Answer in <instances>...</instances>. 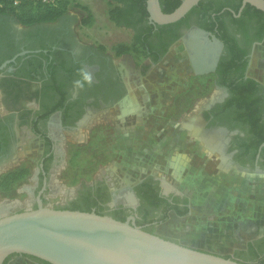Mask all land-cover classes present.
I'll use <instances>...</instances> for the list:
<instances>
[{"label":"flooded vegetation","instance_id":"obj_1","mask_svg":"<svg viewBox=\"0 0 264 264\" xmlns=\"http://www.w3.org/2000/svg\"><path fill=\"white\" fill-rule=\"evenodd\" d=\"M236 3L206 0L186 22L172 27H158L164 24L152 22L150 15L147 22L136 27L123 25L133 31L134 48L139 46L145 54L140 64L123 59L127 52H118L121 45L111 53L102 43L82 40L75 30L77 16L70 10L54 22L34 25H24L16 15L0 12V65L11 60L0 69V179L12 170L28 168L37 190L30 208L38 207L39 197L46 205L52 177L62 169L67 154L65 132L86 125L91 115L102 110L106 116L118 115L125 122L134 119L131 127H137L138 114L146 120L155 112L150 102L162 98L161 87L180 80L174 73L168 82L159 74L158 80L154 77L157 71L169 73L170 64L164 62L173 61L171 48L177 42L183 44L180 68L188 72L186 89L192 91L195 83L209 92L207 103L202 98L194 108L198 111L201 105L204 107L202 131L213 140L206 144L238 168L264 173V76L252 72L257 68L253 61L256 47L264 41V15L244 13L243 2L236 12ZM141 32L146 47L135 44ZM243 87L250 89L254 101L255 112L249 118L234 103ZM134 96L139 102L136 105ZM33 142L40 152L31 168L21 162L26 158L18 156L26 144ZM183 167L178 168L172 181L150 173L133 183L107 179L91 185L108 188L110 199L105 213L119 218L125 211L127 219L133 215L137 225L161 235L154 228L165 221L161 217L168 204L173 205L168 215L186 216L193 210L189 196L176 191L175 183L194 182L189 174L183 180L177 177L184 176ZM148 191L165 201L156 207L142 197ZM72 199L59 206H69ZM145 214L149 220L146 223L142 222ZM254 242L249 244L254 247ZM202 250L225 256L208 248ZM229 256L252 264L234 254Z\"/></svg>","mask_w":264,"mask_h":264},{"label":"rangeland","instance_id":"obj_2","mask_svg":"<svg viewBox=\"0 0 264 264\" xmlns=\"http://www.w3.org/2000/svg\"><path fill=\"white\" fill-rule=\"evenodd\" d=\"M114 5L112 0H70L69 10L77 16L75 30L82 40L102 43L111 53L119 45L129 46L130 50L123 59L140 64L145 54L139 46L134 48L133 31L110 19L109 10ZM89 15L92 18L85 22ZM182 49L181 42L174 44L171 48L173 61L164 62L170 64L169 73L162 70L154 75L157 80L159 74L168 82L174 73L180 80L161 87V100L150 102L155 112L137 127H131L134 119L125 122L118 115L106 116L102 110L101 114L91 115L86 125L65 132L67 154L62 169L59 168L52 177L53 191L47 193L46 205L61 207L59 205L74 197L71 203L78 196V187L83 189L93 182H105L110 178L113 183L118 180L133 183L154 173L172 181L178 168L184 166V176L177 177L183 180L189 174L194 182L175 183L176 191L189 196L193 210L186 216L172 212L154 229L164 237L188 245H200L201 249L223 253L222 248H232L235 251L231 254L259 264L261 257L255 255L249 243L254 239V247L264 249V236H260L264 232V188H239L240 168L229 162L219 150L207 145L213 140L207 139L210 135L198 125L202 123L204 107L201 105L198 111L194 108L202 98L207 103L209 92L207 87H198L195 83L192 91L186 89L188 72L180 68ZM253 61L257 68L252 72L255 70L264 76V41L256 47ZM152 89L149 87V91L153 92ZM187 125L192 129L186 128ZM39 149L36 142L28 143L18 159L26 158L21 162L32 168L38 162ZM162 157L164 161L156 163L159 165L155 167L154 159ZM256 178L264 184V174ZM243 183L249 184L250 180L243 179ZM34 184L35 177L29 173L13 183L8 192L0 189V205L10 203L15 204L12 207L30 208L36 198ZM245 226L246 233L241 235V228ZM236 245L243 247L235 248ZM19 256L14 254L7 264H26L18 261Z\"/></svg>","mask_w":264,"mask_h":264},{"label":"water","instance_id":"obj_3","mask_svg":"<svg viewBox=\"0 0 264 264\" xmlns=\"http://www.w3.org/2000/svg\"><path fill=\"white\" fill-rule=\"evenodd\" d=\"M201 0H182L165 12L160 0H147L150 20L170 24L185 17ZM264 11V0H243ZM11 60H7L3 69ZM11 212L0 205V264L11 254H28L52 264H247L191 247L143 229L135 216L119 220L96 210L47 206Z\"/></svg>","mask_w":264,"mask_h":264},{"label":"trees","instance_id":"obj_4","mask_svg":"<svg viewBox=\"0 0 264 264\" xmlns=\"http://www.w3.org/2000/svg\"><path fill=\"white\" fill-rule=\"evenodd\" d=\"M115 4L110 10H109V16L112 21H114L117 25L123 26L126 25L128 27H136L138 23H145L148 21V17L150 15L148 6H147V0H112ZM206 0H201L199 4L193 7V9L182 19L178 20L177 22L170 23V24H164V25H158V27L162 28L167 26H175L178 24H181L182 22H186L189 18V14L193 11H196L197 9L204 7V3ZM238 3H236L234 6V9L236 12L239 11L243 0H237ZM162 8L165 12H172L175 10L182 0H160ZM69 4L70 0H64L59 6L56 7H48V6H34L29 1H22L19 10L16 11L15 8L7 3L4 7H0V12L4 13H10L14 14L18 17L19 22H21L24 25H34L39 23H46V22H54L58 20L61 16H63L65 13L69 10ZM85 9H88L87 6H83ZM244 13H251L256 15H264V11L257 8L256 6L247 3L244 10ZM92 18L91 15H89L85 22H89ZM152 27V26H151ZM178 35H175L174 39H176ZM135 44H140L143 47H146V42L142 38V32L135 37ZM130 50V47L127 45H121L118 48V52L120 54L126 53ZM1 64V63H0ZM234 103H236V109L238 111H242L243 115L246 116V118L251 117L254 114V101L252 92L248 87H243L240 91V94L237 98V101L234 100ZM257 114V112H256ZM259 140V139H258ZM262 141V140H261ZM264 142V140H263ZM258 144H260V140L258 141ZM28 168H19L16 170H12L5 174L0 179V189L4 192H8L11 188V185L15 182H18L25 178L29 174ZM104 185H99L97 188H93V186L88 185L85 186V188L80 189L78 196L73 200L69 206L66 207H59V208H68V209H79L84 211H92L96 210L100 214H107L105 213L106 209V203L110 199V194L108 192V188H105ZM144 199H148V201L152 204H154L156 207L160 206V204L165 201L162 197H159L157 194H152V192L148 191L145 195H142ZM37 208V206L35 207ZM173 208L172 204H168V206L165 208L164 214L161 217L162 220L167 219L169 210ZM186 211V210H185ZM121 214V213H120ZM127 213L125 211L122 212L121 215H119V220L125 221L127 220L126 215ZM116 218V217H115ZM148 220V214H145L143 216L142 222H147ZM255 255L257 257H261V263L264 264V249L262 248H255L251 246V248ZM14 254H11L7 257L4 264H7L9 259ZM23 256L30 257L42 264H52L50 262L44 261L40 258L23 254ZM225 257H230L229 255H225Z\"/></svg>","mask_w":264,"mask_h":264},{"label":"crops","instance_id":"obj_5","mask_svg":"<svg viewBox=\"0 0 264 264\" xmlns=\"http://www.w3.org/2000/svg\"><path fill=\"white\" fill-rule=\"evenodd\" d=\"M134 86V85H133ZM133 101H134V103H135V105L137 104V103H139V102H137L138 101V99L136 98V96H134V98H133ZM139 116H138V118H137V123H135V125L136 124H138V123H140V122H142V121H144V119L142 118V115L141 114H138ZM199 126H201V127H199V129H201L202 128V125H201V123H199L198 124ZM186 128H191L192 129V127L191 126H189V125H187V126H185ZM190 129V130H191ZM188 131V130H187ZM164 161V158L162 157V158H158V159H154V165H155V167L157 166L158 167V165L159 164H156V163H159L160 161ZM150 166V165H149ZM154 167V166H153ZM239 172H240V176H239V178H240V181H239V188H264V184H263V181L261 182H259L258 181V179L256 178L258 175H262V174H264L263 172H261V171H255V172H251V171H248L247 169H239ZM245 180V179H249L250 180V183L249 184H246V183H243L242 184V180ZM236 187H238V185H235V188ZM247 228V226H245V227H242L241 228V235H244L246 232H244L245 230L244 229H246ZM260 236H264V232L260 235ZM248 240V239H247ZM190 246H194V247H196V248H203L202 246H197V245H190ZM243 246L242 245H236L235 246V248H242ZM232 251H235V250H233L232 248H228V247H224V248H222V252H223V254H225V255H229V254H231L232 253ZM18 261H20V262H24V263H26V264H42V263H40V262H38V261H36V260H34V259H32V258H30V257H26V256H23V255H20L19 257H18Z\"/></svg>","mask_w":264,"mask_h":264},{"label":"built area","instance_id":"obj_6","mask_svg":"<svg viewBox=\"0 0 264 264\" xmlns=\"http://www.w3.org/2000/svg\"><path fill=\"white\" fill-rule=\"evenodd\" d=\"M22 1L23 0H0V7H4L7 3H9L15 8L16 11H18ZM26 1L31 2L34 6L56 7L59 6L64 0H26Z\"/></svg>","mask_w":264,"mask_h":264},{"label":"bare ground","instance_id":"obj_7","mask_svg":"<svg viewBox=\"0 0 264 264\" xmlns=\"http://www.w3.org/2000/svg\"><path fill=\"white\" fill-rule=\"evenodd\" d=\"M226 163V162H225Z\"/></svg>","mask_w":264,"mask_h":264},{"label":"clouds","instance_id":"obj_8","mask_svg":"<svg viewBox=\"0 0 264 264\" xmlns=\"http://www.w3.org/2000/svg\"><path fill=\"white\" fill-rule=\"evenodd\" d=\"M87 78V77H86Z\"/></svg>","mask_w":264,"mask_h":264}]
</instances>
